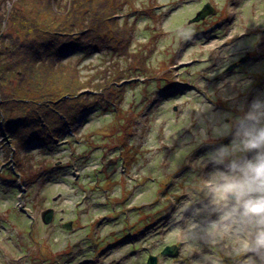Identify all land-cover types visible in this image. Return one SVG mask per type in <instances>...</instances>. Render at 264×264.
<instances>
[{"label": "rangeland", "instance_id": "rangeland-1", "mask_svg": "<svg viewBox=\"0 0 264 264\" xmlns=\"http://www.w3.org/2000/svg\"><path fill=\"white\" fill-rule=\"evenodd\" d=\"M17 1L0 0V47L24 33L13 13L33 21ZM69 1L51 3L60 13ZM205 3L220 13L188 24ZM116 21L126 29L122 50L56 59L91 84L119 82L115 106L90 108L61 138L19 150L0 126V264H145L150 255L158 264H240L227 243L185 239L178 210L220 142L211 122L264 99V0H132ZM48 208L54 217L43 224ZM173 245L177 255H161Z\"/></svg>", "mask_w": 264, "mask_h": 264}, {"label": "trees", "instance_id": "trees-1", "mask_svg": "<svg viewBox=\"0 0 264 264\" xmlns=\"http://www.w3.org/2000/svg\"><path fill=\"white\" fill-rule=\"evenodd\" d=\"M129 1L70 0L59 13L51 0H19L34 14L33 21L13 13L24 33L20 38L5 36L8 43L0 47V126L13 137L15 150L34 141L49 144L84 111L110 107L113 97L121 100L119 82L91 84L80 78L78 69L57 64L56 59L72 50H122L126 29L116 16ZM50 22L55 26L48 28ZM84 88L95 92L80 93Z\"/></svg>", "mask_w": 264, "mask_h": 264}, {"label": "clouds", "instance_id": "clouds-1", "mask_svg": "<svg viewBox=\"0 0 264 264\" xmlns=\"http://www.w3.org/2000/svg\"><path fill=\"white\" fill-rule=\"evenodd\" d=\"M193 35L191 27L180 32L184 40ZM238 112L211 122L220 142L204 153L200 186L178 211L185 239L227 243L244 258L240 264H264V99ZM199 131L206 139L207 131Z\"/></svg>", "mask_w": 264, "mask_h": 264}, {"label": "water", "instance_id": "water-1", "mask_svg": "<svg viewBox=\"0 0 264 264\" xmlns=\"http://www.w3.org/2000/svg\"><path fill=\"white\" fill-rule=\"evenodd\" d=\"M215 13V8L210 3H205L201 9H199L195 15L191 18V20H188V24H194L198 23L200 21H204L205 18L208 16H212ZM54 217V210L53 209H46L45 211L42 212V221L43 224H49ZM72 223L68 222L63 224L62 226L65 228H71ZM179 246L173 245V246H166L164 249L161 251V255L163 256H175L178 254ZM145 264H158V257L155 255H150L148 257L147 263Z\"/></svg>", "mask_w": 264, "mask_h": 264}, {"label": "flooded vegetation", "instance_id": "flooded-vegetation-1", "mask_svg": "<svg viewBox=\"0 0 264 264\" xmlns=\"http://www.w3.org/2000/svg\"><path fill=\"white\" fill-rule=\"evenodd\" d=\"M215 12H216V13H220L218 9H217ZM208 17H209V16H208ZM240 59H242V57H241ZM240 59H239L237 62H234V63H232V64H234V66H238L239 64H241V63L245 60V58H243V60H241V61H240ZM160 253H161V252H160Z\"/></svg>", "mask_w": 264, "mask_h": 264}]
</instances>
